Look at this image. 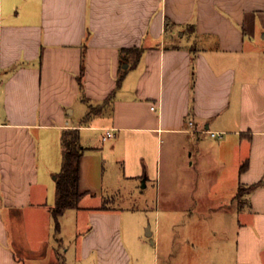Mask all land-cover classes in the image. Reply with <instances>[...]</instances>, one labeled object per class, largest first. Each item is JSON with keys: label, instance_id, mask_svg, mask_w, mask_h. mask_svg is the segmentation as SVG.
<instances>
[{"label": "crops", "instance_id": "crops-1", "mask_svg": "<svg viewBox=\"0 0 264 264\" xmlns=\"http://www.w3.org/2000/svg\"><path fill=\"white\" fill-rule=\"evenodd\" d=\"M0 74V264L71 262L74 210V262L129 264L120 211L82 205L90 176L147 184L177 162L192 198L207 182L233 207L235 264H264V0H0ZM67 129L86 195L56 233Z\"/></svg>", "mask_w": 264, "mask_h": 264}, {"label": "rangeland", "instance_id": "rangeland-1", "mask_svg": "<svg viewBox=\"0 0 264 264\" xmlns=\"http://www.w3.org/2000/svg\"><path fill=\"white\" fill-rule=\"evenodd\" d=\"M92 134L90 138L95 142L100 132ZM159 144L165 156L170 145L167 137L163 136ZM174 145L170 149L179 152L180 142ZM121 169V166L115 167L110 173V166L105 179L100 171L97 176H90L88 187L97 196H89L82 205L103 202L120 211L122 240L129 253V264H235L237 217L225 199L217 198L220 194L212 196L208 193L211 184L206 182L204 187L198 186V199L197 195L192 198L184 188L185 174L178 162L172 169L163 166L157 182L154 169L149 167L147 186H143L144 178L120 180ZM215 186L210 187L212 193ZM193 203L199 208L192 206ZM220 205L224 207L218 208ZM75 212L69 211L61 220V238L64 248L70 249L71 262L79 257L74 253L79 242L72 236ZM60 260L64 261L63 258ZM71 262L67 264H85ZM86 264H93L92 260Z\"/></svg>", "mask_w": 264, "mask_h": 264}, {"label": "trees", "instance_id": "trees-1", "mask_svg": "<svg viewBox=\"0 0 264 264\" xmlns=\"http://www.w3.org/2000/svg\"><path fill=\"white\" fill-rule=\"evenodd\" d=\"M169 22H166V26ZM193 29V26H190ZM83 73V70H82ZM122 80V75L119 76L117 84ZM112 96L108 98V102ZM93 110L90 113H93ZM89 118L86 116L85 121ZM62 144V163L61 169L55 175L56 183V200L55 205L51 210L54 219L55 232L60 230L59 218L68 209H79L81 199L86 195V192L80 188V165L84 153V148L79 141L78 129H67L61 135ZM254 186H251V188ZM250 189V188H249ZM245 192L244 188H239L237 198L241 197Z\"/></svg>", "mask_w": 264, "mask_h": 264}, {"label": "built area", "instance_id": "built-area-1", "mask_svg": "<svg viewBox=\"0 0 264 264\" xmlns=\"http://www.w3.org/2000/svg\"><path fill=\"white\" fill-rule=\"evenodd\" d=\"M155 107H152V109H154ZM191 124V123H190ZM210 135L211 136H213V137H215L216 136V134L215 133H213V132H210ZM114 136V134H113V130H106L105 131V134H104V136H103V140H107V139H109V138H111V137H113ZM218 137V136H217Z\"/></svg>", "mask_w": 264, "mask_h": 264}, {"label": "water", "instance_id": "water-1", "mask_svg": "<svg viewBox=\"0 0 264 264\" xmlns=\"http://www.w3.org/2000/svg\"><path fill=\"white\" fill-rule=\"evenodd\" d=\"M125 67H126V65H125ZM145 184H144V181H143V186H144ZM147 232H148V235H151V232L147 229Z\"/></svg>", "mask_w": 264, "mask_h": 264}]
</instances>
